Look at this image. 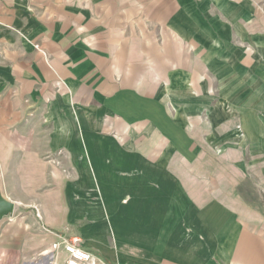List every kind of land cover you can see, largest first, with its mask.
<instances>
[{
  "label": "crops",
  "instance_id": "obj_1",
  "mask_svg": "<svg viewBox=\"0 0 264 264\" xmlns=\"http://www.w3.org/2000/svg\"><path fill=\"white\" fill-rule=\"evenodd\" d=\"M260 4L0 0V264H264Z\"/></svg>",
  "mask_w": 264,
  "mask_h": 264
},
{
  "label": "rangeland",
  "instance_id": "obj_2",
  "mask_svg": "<svg viewBox=\"0 0 264 264\" xmlns=\"http://www.w3.org/2000/svg\"><path fill=\"white\" fill-rule=\"evenodd\" d=\"M256 8L264 10L263 4L258 5ZM208 92H209L208 94H210L211 96L213 94H217L216 89L212 90L211 92L210 91H208ZM217 97L218 96H216L215 99ZM203 104H204V106L208 105V103H203ZM226 108H228V105ZM240 155L244 156V153L241 152ZM241 169H242V167H241ZM242 171H243V169H242ZM260 180H261L260 170L259 169L256 170V167H253V182L251 181L252 187H250V183L244 179V174H242L240 171H238V173H236V185H235L237 196H238L237 200H239L240 202H243V200H244L243 196H245L246 192H250L252 189L253 192H251V193H253V195H254V198H252V200L253 201L257 200L258 202H261L264 205V192H262L263 190L261 188L262 185L260 184ZM255 191L258 192V194L256 195L257 197H255V193H256ZM240 196H242V197H240Z\"/></svg>",
  "mask_w": 264,
  "mask_h": 264
},
{
  "label": "built area",
  "instance_id": "obj_3",
  "mask_svg": "<svg viewBox=\"0 0 264 264\" xmlns=\"http://www.w3.org/2000/svg\"><path fill=\"white\" fill-rule=\"evenodd\" d=\"M80 243L81 241L78 236H73L61 242V249L65 253L64 264H94L95 257L85 251ZM58 245V243H53L51 249L53 251L56 250ZM49 253L52 261L53 255L51 252Z\"/></svg>",
  "mask_w": 264,
  "mask_h": 264
},
{
  "label": "water",
  "instance_id": "obj_4",
  "mask_svg": "<svg viewBox=\"0 0 264 264\" xmlns=\"http://www.w3.org/2000/svg\"><path fill=\"white\" fill-rule=\"evenodd\" d=\"M12 210H13V205L0 198V217H2L7 213L12 212Z\"/></svg>",
  "mask_w": 264,
  "mask_h": 264
}]
</instances>
